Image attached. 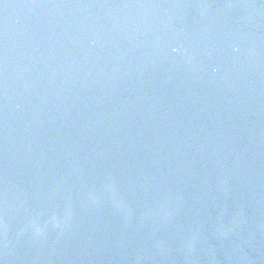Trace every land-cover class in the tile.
<instances>
[{
  "label": "water",
  "instance_id": "obj_1",
  "mask_svg": "<svg viewBox=\"0 0 264 264\" xmlns=\"http://www.w3.org/2000/svg\"><path fill=\"white\" fill-rule=\"evenodd\" d=\"M0 264H264V0H0Z\"/></svg>",
  "mask_w": 264,
  "mask_h": 264
}]
</instances>
